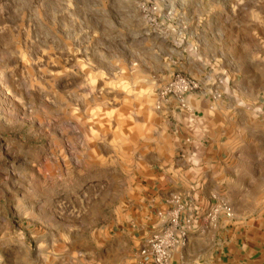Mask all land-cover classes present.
<instances>
[{"label":"rangeland","instance_id":"rangeland-1","mask_svg":"<svg viewBox=\"0 0 264 264\" xmlns=\"http://www.w3.org/2000/svg\"><path fill=\"white\" fill-rule=\"evenodd\" d=\"M205 62L249 88L264 0H0V231L34 244L48 224L79 230L72 264H136L125 232L146 157L173 143ZM177 76L197 84L185 103Z\"/></svg>","mask_w":264,"mask_h":264},{"label":"crops","instance_id":"crops-1","mask_svg":"<svg viewBox=\"0 0 264 264\" xmlns=\"http://www.w3.org/2000/svg\"><path fill=\"white\" fill-rule=\"evenodd\" d=\"M201 67L189 72L198 90L186 97V108L177 106L173 143L160 149L158 142L146 157L137 212L125 232L134 244L136 264L160 222L158 213L176 199L188 205L184 218L196 219L187 246L173 252L170 264H264V68L254 65L249 88L239 86L235 92L215 82L206 62ZM223 204L231 208V217L219 210L207 219ZM35 212L46 217L43 208ZM45 228L48 232L34 244L24 231L1 230L0 264L49 261L63 249L72 264L83 252L78 245L84 233L65 236L62 226Z\"/></svg>","mask_w":264,"mask_h":264},{"label":"built area","instance_id":"built-area-1","mask_svg":"<svg viewBox=\"0 0 264 264\" xmlns=\"http://www.w3.org/2000/svg\"><path fill=\"white\" fill-rule=\"evenodd\" d=\"M197 84L189 79L177 76L170 85L169 92L180 98L185 103V95L194 91ZM188 205L176 199L174 205L165 212H159V224L138 252V264H170L173 252L178 248L187 246L190 229L196 218H184ZM222 210L227 217L232 216V210L227 204L215 208L207 217H215ZM204 264V263H199Z\"/></svg>","mask_w":264,"mask_h":264}]
</instances>
